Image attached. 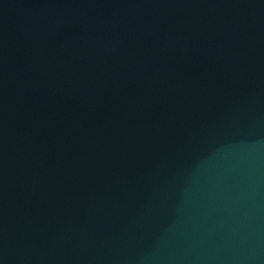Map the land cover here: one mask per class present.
Here are the masks:
<instances>
[{
  "label": "water",
  "instance_id": "water-1",
  "mask_svg": "<svg viewBox=\"0 0 264 264\" xmlns=\"http://www.w3.org/2000/svg\"><path fill=\"white\" fill-rule=\"evenodd\" d=\"M0 264H264V0H0Z\"/></svg>",
  "mask_w": 264,
  "mask_h": 264
}]
</instances>
